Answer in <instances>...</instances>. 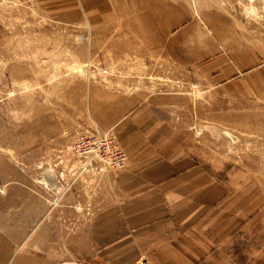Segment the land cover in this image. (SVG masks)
Returning a JSON list of instances; mask_svg holds the SVG:
<instances>
[{
	"label": "rangeland",
	"instance_id": "374dc122",
	"mask_svg": "<svg viewBox=\"0 0 264 264\" xmlns=\"http://www.w3.org/2000/svg\"><path fill=\"white\" fill-rule=\"evenodd\" d=\"M186 1L230 15L244 39L264 43V0ZM53 2L0 1V222L25 223V208L46 211L31 223L46 226L45 249L55 253L90 235L110 246L131 234L124 228L150 226L155 216L140 215L155 210V201L122 200V170L80 172L72 156L76 136L94 125L118 139L99 122H110L108 107H117L111 99L122 97L171 99L175 126L210 175H264V101H236L171 65L139 0H112L105 15L79 0L76 7ZM140 243L134 264H244L246 243L252 264H260V247L224 215L176 224Z\"/></svg>",
	"mask_w": 264,
	"mask_h": 264
},
{
	"label": "crops",
	"instance_id": "0c3cea01",
	"mask_svg": "<svg viewBox=\"0 0 264 264\" xmlns=\"http://www.w3.org/2000/svg\"><path fill=\"white\" fill-rule=\"evenodd\" d=\"M37 1L51 2L54 7L58 4L53 1L59 0ZM72 1L76 7L77 0ZM111 1L79 0L83 7L100 8V13L112 7ZM139 1L153 19L161 52L171 65L194 73L212 87L223 88L236 101H264V43L244 39L230 15L194 10L186 0ZM111 102L117 107H108L110 122L99 124L114 132L128 156L116 180L120 198L155 201V210L140 215L155 216L148 222L150 226L124 228L131 234L110 246L107 238L93 241L90 235L79 242L70 241L68 250L55 253L45 249L51 247L44 240L46 226L31 223L32 215L44 216L46 211L37 208L34 213L25 208V223L0 222V264H134L132 253L142 248L140 242L145 237L174 229L176 224L185 227L210 214L239 223L260 247L255 256L264 264V175L238 180L210 175L189 151L184 131L175 126L173 101L167 96L138 95ZM137 186L140 188L134 190ZM90 228L91 233L93 226ZM245 245L250 256L244 255V264H252L254 249Z\"/></svg>",
	"mask_w": 264,
	"mask_h": 264
},
{
	"label": "built area",
	"instance_id": "2783aa9c",
	"mask_svg": "<svg viewBox=\"0 0 264 264\" xmlns=\"http://www.w3.org/2000/svg\"><path fill=\"white\" fill-rule=\"evenodd\" d=\"M71 151L80 172L87 168L120 171L126 167V150L112 133L101 131L96 125L76 136Z\"/></svg>",
	"mask_w": 264,
	"mask_h": 264
}]
</instances>
